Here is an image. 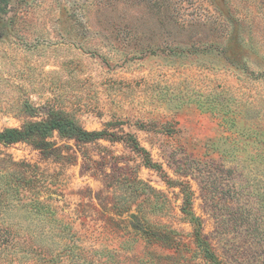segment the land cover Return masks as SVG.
Returning <instances> with one entry per match:
<instances>
[{
  "label": "rangeland",
  "instance_id": "1",
  "mask_svg": "<svg viewBox=\"0 0 264 264\" xmlns=\"http://www.w3.org/2000/svg\"><path fill=\"white\" fill-rule=\"evenodd\" d=\"M0 264H264V0L0 2Z\"/></svg>",
  "mask_w": 264,
  "mask_h": 264
},
{
  "label": "trees",
  "instance_id": "2",
  "mask_svg": "<svg viewBox=\"0 0 264 264\" xmlns=\"http://www.w3.org/2000/svg\"><path fill=\"white\" fill-rule=\"evenodd\" d=\"M7 4V0H0ZM68 129L69 137H79L80 139H95L97 133L87 132L81 128L74 126L70 120H53V121H40L35 123H30L26 125L23 129L17 128H7L0 130V141L6 144L14 143L20 140H26L35 134L39 135H49L53 130H59L65 132Z\"/></svg>",
  "mask_w": 264,
  "mask_h": 264
}]
</instances>
